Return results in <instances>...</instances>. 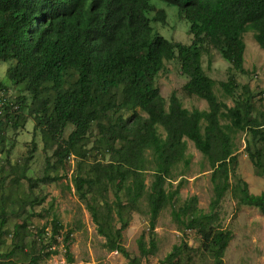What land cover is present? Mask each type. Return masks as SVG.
<instances>
[{
	"label": "trees",
	"instance_id": "obj_1",
	"mask_svg": "<svg viewBox=\"0 0 264 264\" xmlns=\"http://www.w3.org/2000/svg\"><path fill=\"white\" fill-rule=\"evenodd\" d=\"M160 1L176 6L177 17L191 36L189 43L158 32L167 27V13L155 0H0V61L7 64L8 85L20 88L19 96L12 99L7 97L6 82L0 80L1 159L10 156L29 121L33 133L32 147L21 165L8 172L9 180L8 173L0 179V246L5 242L3 237L10 236V249L0 253V264H18L10 257L35 242L42 245L38 252L27 253L26 264H38L58 254V248L45 241L50 238L56 243L63 229L54 212L49 237L42 226L36 229V240H27V219L14 223L12 230L6 224L10 218L22 217L23 212L35 215L34 208L45 201L31 191L19 194L17 187L22 180L29 182L31 190L39 183L62 179V174H50L49 167L61 168L71 155L87 161L93 123L97 129L93 147L102 158L91 163L85 174H74L72 182L79 199L87 200L89 193L103 196L108 184L115 181V216L120 227L114 230V237L106 236L108 249L120 252L128 264H141V258L157 250L155 223L160 211L170 205L172 219L195 231L211 253L212 264H224L232 233L216 223L230 174L235 171L233 138L238 131L249 137L244 151L257 174L264 176V110L255 105L249 84L239 83L232 73H249L243 66L245 33L251 32L264 50V0ZM211 49L231 65L228 78L219 82L231 97V106L219 100L215 80L203 69L202 57ZM170 60L178 61L186 77L182 89L204 99L206 109L183 107L175 92L166 106L156 79ZM122 86L125 94L118 97L116 92ZM122 111L130 114L123 116ZM67 126L72 129L62 138ZM37 134L54 140L55 160L50 166L47 159L44 173L31 178L26 173L37 148ZM187 140L207 158L211 170L213 195L206 212L197 207L195 195L174 207L183 180L173 186V170L179 162L184 168L190 163ZM106 155L108 159L103 161ZM147 170L152 171L149 185L145 182ZM247 186L238 177L234 196L240 204L255 207L264 215V192L251 193ZM119 191L124 192L125 202L119 200ZM142 197L148 205V240L140 235L139 257H135L121 244V230L127 225V205L135 211ZM52 207L51 203L49 209ZM87 208L98 232L104 234L106 219H113L112 208L104 216L94 203L87 202ZM69 235L67 231L65 242ZM194 251L181 240L159 264H193ZM64 253L71 264L68 243Z\"/></svg>",
	"mask_w": 264,
	"mask_h": 264
},
{
	"label": "rangeland",
	"instance_id": "obj_2",
	"mask_svg": "<svg viewBox=\"0 0 264 264\" xmlns=\"http://www.w3.org/2000/svg\"><path fill=\"white\" fill-rule=\"evenodd\" d=\"M155 1L167 13V27L163 28L158 25L157 30L160 27L158 32L168 39L189 43L191 36L186 31L184 23L178 19L176 6L160 0ZM243 40L245 42L243 66L249 73L240 74L236 71H232V73L239 83L249 84L255 95V105L259 109L264 110V50L258 46L251 32L245 33ZM202 66L205 73L215 80L214 91L219 100L230 106L233 105L231 97L226 95L219 85L220 81H225L228 78L230 63L223 59L215 49H211L209 55H203ZM6 67L7 64L0 61V80L6 82L5 84L8 86L7 97L15 99L20 94V88L19 86L8 85ZM185 81L186 77L181 73L178 61H166L164 68L156 79V86L159 88L166 106L168 105V97L172 92H175L183 107L187 109H206L207 103L204 99L188 95L182 89ZM124 90L123 86L120 87L116 92L117 96H123L125 94ZM139 112L143 114L140 110ZM122 114L123 116H128L130 112L122 111ZM71 129L72 126L64 128L62 138H66ZM160 129L164 135V131L162 128ZM96 134L97 129L95 123H93L88 133L87 148L89 149V156L87 161H80L71 155L64 160L61 168L53 169V167H49L48 172L50 174L56 172L59 175L62 174V179L46 184L39 183L31 190L29 182L22 180L17 187L19 194L31 191L33 195L45 197V201L34 208L35 215H30L31 211H28L23 212L20 218H10L6 224L7 229L12 230L14 223H20L22 220L27 219V240L32 241L35 237L36 229L42 226H46V236L49 237L51 228L49 221L53 212L63 225L60 235L56 236V243L50 238L45 240L53 243L54 248H58V254L50 255L48 258L40 260L38 264H70L64 253V245L66 243L69 244V252L72 258L71 264H128L126 257L120 252L109 250L106 245V236L114 237V230L120 227V221L115 216L117 200L115 199V181L108 184L107 191L103 196L89 193L87 200L79 199L72 182L74 174L78 172L85 174L89 171L91 163L102 158L100 151H98L99 149L93 147ZM32 137V125L29 121L28 124L26 123L24 132L18 136V143L13 147L10 156L7 159H1L2 154L0 153V179L8 172H11L12 168L21 165V162L32 147ZM248 138L246 133L242 131H238L234 135L235 171L234 175L230 174L229 189L226 191L218 209L219 220L216 225L221 229L230 230L232 233V238L224 251V264H264V215L255 207L240 204L233 191L237 178L240 177L247 182L249 192L254 194L264 192V176L257 174L256 169L244 151L245 142ZM35 141L37 142V148L29 161L26 173L31 178H36L44 173L47 159H49L50 166L55 160L52 155L56 147L54 140L37 134L35 135ZM186 153L190 156L189 165L184 168L182 162H179L173 170V186H176L180 179L183 180L174 207L178 208L186 198L195 195L197 197V207L206 212L213 195L210 182L211 170L207 158L194 147L190 140H187ZM107 159L108 155L105 156L103 161ZM15 170L18 172V169ZM6 179H10L9 173L6 175ZM151 180L152 171L147 170L145 175L146 184L149 185ZM5 183L10 184L8 181ZM118 198L121 202L126 201L123 191L118 192ZM87 202L94 203L103 216L109 207L112 208L111 216L113 219H106L108 223L103 226L104 234L98 232L97 224L92 220L87 208ZM51 203L53 204L52 210L49 209ZM124 217L127 220V225L121 230V244L131 256L139 257L137 239L143 234L144 239L148 240L149 214L146 198L142 197L138 201L135 211L131 210L130 205H127L124 210ZM67 231H70V239L65 242L64 237ZM154 232L157 250L153 255L141 258V264H159V260L171 250L174 244H178L181 240L195 249L192 252L193 264H212L211 253L203 247L202 240L195 231L186 229L182 224L172 219L170 205L160 211ZM3 238L5 242L0 246V253L7 252L10 249V236L6 235ZM41 245L42 243L38 245H36V242L34 244L31 243L30 247H26L22 252H16L10 258L17 261L18 264H26L29 261L27 253L29 254L31 251L38 252Z\"/></svg>",
	"mask_w": 264,
	"mask_h": 264
},
{
	"label": "built area",
	"instance_id": "obj_3",
	"mask_svg": "<svg viewBox=\"0 0 264 264\" xmlns=\"http://www.w3.org/2000/svg\"><path fill=\"white\" fill-rule=\"evenodd\" d=\"M1 96H2V91H0V104L3 103V98H1Z\"/></svg>",
	"mask_w": 264,
	"mask_h": 264
}]
</instances>
